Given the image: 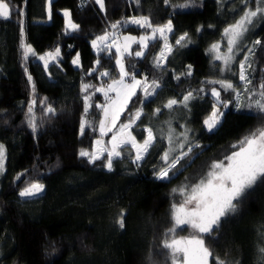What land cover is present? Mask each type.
I'll return each mask as SVG.
<instances>
[{
    "label": "trees",
    "instance_id": "obj_1",
    "mask_svg": "<svg viewBox=\"0 0 264 264\" xmlns=\"http://www.w3.org/2000/svg\"><path fill=\"white\" fill-rule=\"evenodd\" d=\"M0 2L9 8L0 16V143L6 146L0 264H173L170 243L184 230L174 220L182 194L264 129V12L256 14L235 58L237 71L249 55L247 88L237 77L224 84L211 51L258 1ZM133 17L144 23L131 24ZM160 27L169 28L168 37L157 32L145 51L134 43L121 56L117 36ZM106 33L112 39L95 49L92 42ZM56 49L59 57L47 65L39 59ZM124 68L142 84L119 128L130 123L137 143L150 128L155 141L140 162L129 143L114 159L108 153L93 159L107 97L104 89L89 94L85 86L104 87ZM216 111L223 117L208 129ZM34 182L44 185L42 194L22 198ZM204 241L212 264H264V172Z\"/></svg>",
    "mask_w": 264,
    "mask_h": 264
},
{
    "label": "rangeland",
    "instance_id": "obj_2",
    "mask_svg": "<svg viewBox=\"0 0 264 264\" xmlns=\"http://www.w3.org/2000/svg\"><path fill=\"white\" fill-rule=\"evenodd\" d=\"M257 7L248 9L234 24L229 26L223 38L212 45L211 51L216 62L219 63L224 84L231 85L232 80L237 77L242 83L243 89L247 88L249 78L247 75V61L239 65V69L235 71V58L240 51V42L248 27L252 23L256 14L264 12V0H257ZM50 9V8H49ZM68 19V29H73L70 23L68 11H66ZM9 8L6 4L0 2V16H8ZM144 23L143 18H131V24L141 25ZM159 32L164 37H168L169 28L160 27L152 31L150 34L135 35L124 33L116 41H119V49L121 48V56L123 52L128 51L134 43L141 45V50L145 51L148 43L154 40ZM112 35L106 33L105 36L92 43L95 49L109 43ZM29 53H34L33 49L26 46ZM60 50L45 52L39 55V59L46 65L57 59ZM130 72L124 68L120 78L113 80L106 86L90 87L85 86L86 92L93 94L94 92L105 91L107 97L103 106L100 137L95 142L92 157L100 158L108 153L112 159L119 154L120 147L129 143L136 146L135 161L140 162L147 154L150 146L155 141L154 132L146 129V138L144 142L137 143L131 131L130 123L119 128L120 119L126 110L130 100L138 91L142 84V79L129 76ZM149 86L145 83L144 89ZM89 94L87 104L89 106ZM242 91L236 94L237 97L243 96ZM264 97V94L261 95ZM223 117V111H216L206 124L208 129H213ZM33 126V125H32ZM35 130V127H33ZM111 134L110 146L106 142L105 135ZM167 154L165 159L167 160ZM6 162V146L0 143V174L4 169ZM176 161L163 169L159 174V178H165L169 170L176 165ZM111 168V163L108 164ZM264 172V129L253 136L247 144L239 150H236L222 163H218L209 174L208 178L197 184L192 191L184 192L181 200L174 208V220L176 227L183 230V234L174 239L170 243L173 255V264H212V257L208 247L204 241V235L210 233L219 223L222 216L233 205L234 199L242 192V190L254 180L259 174ZM44 185L41 182H34L25 187L20 193L21 197L34 198L42 194ZM185 231V232H184ZM222 264V263H218Z\"/></svg>",
    "mask_w": 264,
    "mask_h": 264
},
{
    "label": "built area",
    "instance_id": "obj_3",
    "mask_svg": "<svg viewBox=\"0 0 264 264\" xmlns=\"http://www.w3.org/2000/svg\"><path fill=\"white\" fill-rule=\"evenodd\" d=\"M117 39H119V36H117ZM129 76L130 77H134V74L133 73H129Z\"/></svg>",
    "mask_w": 264,
    "mask_h": 264
}]
</instances>
